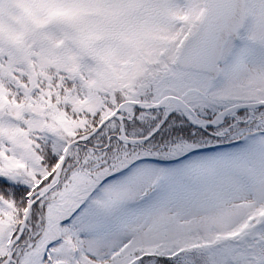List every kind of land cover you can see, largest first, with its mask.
Wrapping results in <instances>:
<instances>
[{
	"label": "snow or ice",
	"instance_id": "1",
	"mask_svg": "<svg viewBox=\"0 0 264 264\" xmlns=\"http://www.w3.org/2000/svg\"><path fill=\"white\" fill-rule=\"evenodd\" d=\"M13 2L0 264H264V0Z\"/></svg>",
	"mask_w": 264,
	"mask_h": 264
},
{
	"label": "clouds",
	"instance_id": "2",
	"mask_svg": "<svg viewBox=\"0 0 264 264\" xmlns=\"http://www.w3.org/2000/svg\"><path fill=\"white\" fill-rule=\"evenodd\" d=\"M3 11L6 18L9 16V14L15 15L17 13V9L13 0H4ZM93 79H95V77H93Z\"/></svg>",
	"mask_w": 264,
	"mask_h": 264
},
{
	"label": "rangeland",
	"instance_id": "3",
	"mask_svg": "<svg viewBox=\"0 0 264 264\" xmlns=\"http://www.w3.org/2000/svg\"><path fill=\"white\" fill-rule=\"evenodd\" d=\"M123 75L131 76V75H134V73L133 72H126V73H123Z\"/></svg>",
	"mask_w": 264,
	"mask_h": 264
}]
</instances>
